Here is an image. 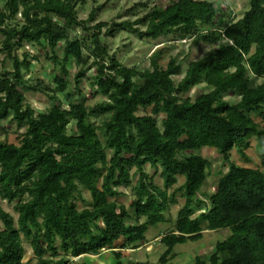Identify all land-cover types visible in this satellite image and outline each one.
Returning <instances> with one entry per match:
<instances>
[{
	"label": "trees",
	"instance_id": "obj_1",
	"mask_svg": "<svg viewBox=\"0 0 264 264\" xmlns=\"http://www.w3.org/2000/svg\"><path fill=\"white\" fill-rule=\"evenodd\" d=\"M224 1L176 0L149 9L138 4L129 15L145 13L134 22L89 28L97 11L79 20L76 9L84 0H0V129L15 124L24 130L18 144L0 140V200L18 214L15 222L0 207V264H31L24 262V240L35 264H71L104 252L114 264H143L124 263L121 251H137L149 228L165 223L159 264H167L177 246L224 230L227 237L192 264H264V0H249L240 19L220 8ZM78 29L94 32L71 38ZM122 30L164 40L147 69L123 67L110 55L105 36ZM180 44H188L187 55L177 52L163 65ZM201 45L211 50L191 61L190 51ZM28 46L40 55L20 56ZM41 56L62 83L56 75L49 85L26 80ZM72 61L80 95L87 75L96 72L90 97L103 100L93 107L68 96ZM201 85L209 92L191 98ZM27 92L48 99L45 113L26 103ZM252 140L259 167L232 162L234 151L249 161ZM203 149L222 159L211 193L205 187L212 165L195 153ZM146 165L160 171L163 188L145 173ZM132 169L139 175L134 186ZM178 176L184 183L170 193ZM121 188L132 191L128 207L118 202L125 196ZM178 197L185 203L171 221L167 214Z\"/></svg>",
	"mask_w": 264,
	"mask_h": 264
},
{
	"label": "rangeland",
	"instance_id": "obj_2",
	"mask_svg": "<svg viewBox=\"0 0 264 264\" xmlns=\"http://www.w3.org/2000/svg\"><path fill=\"white\" fill-rule=\"evenodd\" d=\"M173 1L176 0H84V3L80 4L77 9V18L79 20H88L91 12L96 10V16L94 21L88 24L89 28H93L99 23H121L130 20L134 22L139 16H142L145 12L141 11H133L134 15H129V11L138 4H146L147 8H151L153 6L166 7L170 5ZM249 0H225L222 2L220 8L226 9L232 12V17L235 19H240L243 16V13L249 9ZM2 7V5H0ZM99 7H102V10H98ZM113 7V9H112ZM94 32V31H92ZM92 32H85L82 29H78L76 31L70 32V37H78L85 38L92 34ZM105 34V29L102 31ZM164 40H142L135 33L131 31H118L113 35L105 36V44L109 48L110 55L113 56L123 67L133 68L137 67L141 70L147 69L150 65L149 58L157 49L162 48L164 45L162 44ZM178 47H174L170 50L169 54L164 57L162 60V64L164 65L170 58L171 55L177 54L179 52L180 58H184L188 53V44L185 45H177ZM216 48V46L214 47ZM63 47L58 51V56L61 58ZM211 49L207 46H199L190 51V60L195 61L203 56H205ZM24 53H29L32 56L40 55L38 49L34 47L28 46L26 49L21 50L19 55L21 56ZM4 56L0 55V67L3 63ZM7 67H10V63H7ZM186 68V63L184 65V69ZM68 70L71 74V85L69 86V97L73 96V98L78 101L84 103L86 106L93 107L97 103L103 100L101 97L91 98L90 97V85L89 83L94 78L96 72L92 70L88 75L87 79H85L81 85V94L75 90L73 84V78L75 73L77 72L75 64L70 62L68 65ZM56 75L59 79V83H62L64 78L58 73L55 68L52 66L51 62H46L44 58L41 56L39 62H34L31 68L29 75H26V80L31 78L33 80H39L44 82L45 85H49L51 82V77ZM183 78L177 77L176 81H180ZM209 89L205 85H201L192 90L189 94L191 98L201 94L208 93ZM68 96H65L61 93H58V98L64 102H68ZM26 103L29 104L37 113H45L46 110L50 107V102L45 96L34 92H27L25 94ZM227 101H237L238 98L235 97H227L225 98ZM257 122H260V118H255ZM98 122V121H96ZM4 130L0 129V140L5 141L10 144H18L19 142V134L24 132V130H19L17 125L6 124L4 125ZM100 138L104 141L102 134H100ZM198 155H201L205 159H207L211 165V175L208 178L205 191L213 192L214 185L217 182L219 175L218 171L221 169L222 159L217 154V152L213 149H203L202 151L195 152ZM246 157L249 161L239 156L237 152L232 153V162L239 166L256 168L260 165V157L259 152L256 149V142L254 140L250 141V148L245 152ZM227 168L223 169V172H226ZM145 173L148 177L154 180L155 185L159 188H163V180L160 177V171L151 168L149 165L145 166ZM132 175V185L134 186L138 179L139 175L136 173L135 169L131 171ZM184 183V178L181 176L177 177V184L169 191H172L182 186ZM121 192L125 194L124 197L119 198L118 202L124 204L125 206H129L131 200L133 199V194L131 189H120ZM82 196L87 201L90 202V195L87 191L82 190ZM184 199L178 197L177 204L173 205L168 215V218L172 221L175 220L179 210L184 205ZM79 210L84 208L81 202H78ZM0 207L8 214H10L15 222L18 219V214L14 210V206L8 204L7 202H3L0 200ZM169 229V224H160L155 227L149 228L146 234V243L141 244V247L137 251L133 250H124L122 252V257L124 263L129 261L135 263H143V264H159L160 258L164 253V247L159 243V236H162L166 230ZM0 230H3V225L0 221ZM229 231L224 230L220 232H204L202 240L198 242H189L185 245L177 246L173 251V257L167 264H192L196 257H207L211 251L214 249V246L217 242L223 241ZM24 249H25V257L24 262L30 261L31 264L36 263V259H34L33 251L28 242L24 240ZM71 264H114V259L111 253H102L99 256H90L84 257L83 259H79L78 261L72 260Z\"/></svg>",
	"mask_w": 264,
	"mask_h": 264
},
{
	"label": "built area",
	"instance_id": "obj_3",
	"mask_svg": "<svg viewBox=\"0 0 264 264\" xmlns=\"http://www.w3.org/2000/svg\"><path fill=\"white\" fill-rule=\"evenodd\" d=\"M78 260H79V259H78V258H76V259H74V262H75V261H78Z\"/></svg>",
	"mask_w": 264,
	"mask_h": 264
}]
</instances>
